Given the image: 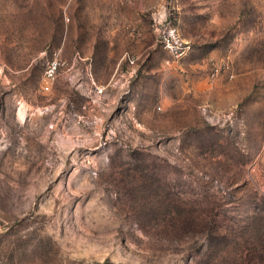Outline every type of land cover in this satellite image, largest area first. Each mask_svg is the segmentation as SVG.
<instances>
[{
  "label": "rangeland",
  "instance_id": "374dc122",
  "mask_svg": "<svg viewBox=\"0 0 264 264\" xmlns=\"http://www.w3.org/2000/svg\"><path fill=\"white\" fill-rule=\"evenodd\" d=\"M0 65V264H264V0H0Z\"/></svg>",
  "mask_w": 264,
  "mask_h": 264
},
{
  "label": "built area",
  "instance_id": "2783aa9c",
  "mask_svg": "<svg viewBox=\"0 0 264 264\" xmlns=\"http://www.w3.org/2000/svg\"><path fill=\"white\" fill-rule=\"evenodd\" d=\"M128 61L132 62L131 59H128ZM228 64H226V69L228 68ZM56 70H57V63L56 61L54 60H51L47 63L44 71H43V84H42V87L44 89H48V85L49 83L53 80V78L55 77V74H56ZM2 73H3V68L2 66L0 65V78L2 76ZM218 74V67H214L210 73V76L211 77H214L215 75ZM230 76H232V74L230 73Z\"/></svg>",
  "mask_w": 264,
  "mask_h": 264
}]
</instances>
